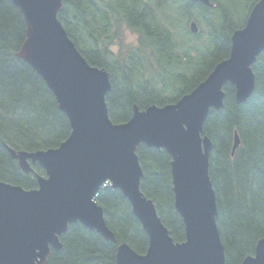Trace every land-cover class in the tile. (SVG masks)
I'll return each instance as SVG.
<instances>
[{
	"label": "trees",
	"instance_id": "1",
	"mask_svg": "<svg viewBox=\"0 0 264 264\" xmlns=\"http://www.w3.org/2000/svg\"><path fill=\"white\" fill-rule=\"evenodd\" d=\"M259 0H62L57 19L79 54L104 70L110 90L105 96L108 117L129 121L136 106L176 103L228 58L232 34L243 28ZM124 20V22H121ZM194 22L197 33L189 30ZM137 36L128 44L125 33ZM26 39V25L12 0H0V182L24 190L37 188L45 176L37 164L25 174L11 159L15 152L57 148L71 131L42 78L17 57ZM117 46L116 53L111 51ZM254 89L243 103L235 88L223 87V105L210 110L202 136L211 142L208 175L215 193V218L225 264H241L264 239V51L251 67ZM239 146L231 149L234 135ZM142 177L139 189L151 200L174 243L185 240L183 222L174 208L170 163L163 149L136 148ZM106 226L117 244L145 254L148 238L120 190L108 184L96 194ZM51 249L47 264H116L117 244L80 223L69 224Z\"/></svg>",
	"mask_w": 264,
	"mask_h": 264
},
{
	"label": "water",
	"instance_id": "2",
	"mask_svg": "<svg viewBox=\"0 0 264 264\" xmlns=\"http://www.w3.org/2000/svg\"><path fill=\"white\" fill-rule=\"evenodd\" d=\"M191 1L212 6L209 0ZM12 2L26 25L17 57L42 78L71 131L55 149L8 148L22 172L30 174L31 164L37 163L45 176H37L33 190L0 182V264H47L50 250L61 248L59 238L73 223L117 244L95 202L106 182L121 191L148 238L143 255L117 244L116 264H225L208 175L211 142L202 136V128L209 111L222 107L226 84L235 88L237 103L253 92L251 67L264 51V0L251 8L244 27L231 36L228 58L204 81L174 104L144 111L134 106L129 121L119 125L110 121L105 104L108 74L85 61L57 19L62 0ZM189 29L197 33L194 23ZM140 144L163 149L171 157L174 208L185 234L182 243L173 242L153 202L139 189L142 172L135 152ZM238 146L235 134L232 155ZM241 264H264V239Z\"/></svg>",
	"mask_w": 264,
	"mask_h": 264
},
{
	"label": "rangeland",
	"instance_id": "3",
	"mask_svg": "<svg viewBox=\"0 0 264 264\" xmlns=\"http://www.w3.org/2000/svg\"><path fill=\"white\" fill-rule=\"evenodd\" d=\"M125 40H126V42L128 44H130V43H136L137 36L135 34L126 32L125 33ZM111 51L114 52V53H116L118 51V47L117 46H112L111 47Z\"/></svg>",
	"mask_w": 264,
	"mask_h": 264
},
{
	"label": "flooded vegetation",
	"instance_id": "4",
	"mask_svg": "<svg viewBox=\"0 0 264 264\" xmlns=\"http://www.w3.org/2000/svg\"><path fill=\"white\" fill-rule=\"evenodd\" d=\"M121 22H124V20H121Z\"/></svg>",
	"mask_w": 264,
	"mask_h": 264
}]
</instances>
